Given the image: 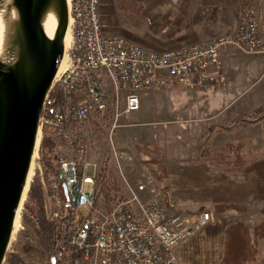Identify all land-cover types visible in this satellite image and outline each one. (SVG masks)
Wrapping results in <instances>:
<instances>
[{
  "label": "built area",
  "instance_id": "obj_1",
  "mask_svg": "<svg viewBox=\"0 0 264 264\" xmlns=\"http://www.w3.org/2000/svg\"><path fill=\"white\" fill-rule=\"evenodd\" d=\"M100 6L101 0H69L71 44L40 121V136L44 128L52 130L58 149L56 169H43L48 175L41 179L52 243L39 259L31 253L37 259L32 264H51L53 256L57 264H181L177 248L211 225L215 215L167 206L155 171L143 164L139 175L130 174L134 158L123 152H115L114 159L124 195L115 197L110 210L97 206V167L87 160L89 142L82 131L91 116L101 114L112 118L113 134L124 118L141 110L143 94L176 86L208 92L213 83L224 81L222 48L264 55L263 11L253 4L229 34L154 51L104 31ZM36 160L41 167L39 155ZM34 208L27 216L39 229ZM26 238L34 246V233Z\"/></svg>",
  "mask_w": 264,
  "mask_h": 264
},
{
  "label": "crops",
  "instance_id": "obj_2",
  "mask_svg": "<svg viewBox=\"0 0 264 264\" xmlns=\"http://www.w3.org/2000/svg\"><path fill=\"white\" fill-rule=\"evenodd\" d=\"M253 4L263 11L264 34V0H101L100 15L104 31L164 51L233 32ZM220 55L224 81H216L206 93L176 86L143 94L141 110L122 124L135 115L140 124L169 125L152 136L155 148L141 152L158 176L166 205L215 215L211 225L177 248L181 264H264V239L254 242V253L245 260L246 244L235 251L237 238L247 231L242 228L246 221L251 224L254 214L264 220V121L227 131L264 107V55L228 47ZM186 124L198 130L193 151L181 142L187 138L171 136ZM248 230L253 237L254 228Z\"/></svg>",
  "mask_w": 264,
  "mask_h": 264
},
{
  "label": "water",
  "instance_id": "obj_3",
  "mask_svg": "<svg viewBox=\"0 0 264 264\" xmlns=\"http://www.w3.org/2000/svg\"><path fill=\"white\" fill-rule=\"evenodd\" d=\"M6 12L0 57V264L6 262L39 147L45 102L65 58L69 0H10ZM50 14L57 21L53 40L45 33ZM51 264H57L54 256Z\"/></svg>",
  "mask_w": 264,
  "mask_h": 264
},
{
  "label": "rangeland",
  "instance_id": "obj_4",
  "mask_svg": "<svg viewBox=\"0 0 264 264\" xmlns=\"http://www.w3.org/2000/svg\"><path fill=\"white\" fill-rule=\"evenodd\" d=\"M111 33V32H110ZM238 114V113H237ZM240 114V113H239ZM133 115L127 122H123V127L119 128L117 131H114L113 134H111V126H112V118L110 115H93L89 118V120L86 122L83 133L85 134L84 142H89L88 145V153H87V160L91 164L96 165V181L97 185L100 183L99 176L106 173L108 176L114 178L120 185L119 180V173L116 168V162L114 159V153H128V155L132 156L134 158L133 167H128L130 170V174L139 175V166L145 164L152 168L149 164H147L143 159V152L144 154L149 153V146H152L153 148L156 147V143L153 144V138L152 136L157 134V131L159 128H163L164 125L156 122L152 125H147L145 122L144 124H140L136 117ZM197 128L191 127L189 125H185V129H181L177 127L176 129L171 131L172 137H182L187 138L186 141H181L184 146H186L187 149L193 151L194 145L198 144L196 141V135H197ZM42 136V135H41ZM40 136V144L42 137ZM152 141V144H150ZM38 152V151H37ZM39 155V152H38ZM35 156V161L33 163V176L31 178L32 180L36 182L35 188L32 189V184L30 183L29 191L27 193V197H25L20 213H19V223L17 224V227L15 228V232L11 241V244L9 246V253H18L21 256H23L29 263H36L37 259L36 257L30 256L31 253L36 252L37 258H41L45 251H47L48 248H45L39 241V239L36 236V233L34 230H32L31 226L28 223H25L22 221V214L26 213L24 204H28L29 207L32 209L34 208L37 211L38 216H40L41 212V206H43V215L45 213V194L43 191L41 179L44 176L45 173L43 172V168L39 167L37 164V156ZM40 156V155H39ZM41 161V157H40ZM153 169V168H152ZM127 170V167H126ZM153 171H155L153 169ZM93 172V171H92ZM156 173V172H155ZM158 177V176H157ZM121 186V185H120ZM90 186H87V190H89ZM122 190V189H121ZM121 194L124 195L123 192ZM100 206L106 208L104 202L101 200ZM29 211V209H27ZM257 214L253 215L252 223L249 224V220L246 221L245 226L242 228H246V233L244 234V237L241 238V235L239 238H237L238 247L235 251L240 250V247L242 248L243 245H246V248L248 250V245L251 243H254L253 241L254 236L252 237L249 232L250 229L254 228V232L257 227H259L264 220H258ZM45 219V218H44ZM30 220V219H29ZM28 232H33L35 235L36 242L34 246L28 244V240L26 238V234ZM243 239V240H242ZM254 239V240H253ZM230 244V243H229ZM234 245V243H233ZM50 246V245H49ZM252 248V247H251ZM229 252L232 250V247L228 248ZM40 263V262H39ZM6 264V262L4 263Z\"/></svg>",
  "mask_w": 264,
  "mask_h": 264
},
{
  "label": "trees",
  "instance_id": "obj_5",
  "mask_svg": "<svg viewBox=\"0 0 264 264\" xmlns=\"http://www.w3.org/2000/svg\"><path fill=\"white\" fill-rule=\"evenodd\" d=\"M261 121H264V107H260L258 109H255L248 113L243 118H240L239 120L235 121L229 130H235V129H241L248 127L250 125L257 124ZM77 124L76 122H72L71 124V132L76 133ZM221 130H225L222 128ZM54 132L50 130L49 128H44L42 132V139L41 144L39 148V155L41 157V167L44 170H52L54 171L56 169L55 166V160L54 157L58 154V149L56 147L55 142L52 140ZM47 172H45V178H47ZM100 183L97 185V201L96 205L98 206L101 202V200L104 202L106 208L108 210L111 209L112 203L116 199L115 197L121 195V187L119 183L112 177L108 176L106 173L99 176ZM32 189L35 188L36 182L32 180ZM25 212L22 214V221L25 223H28L31 228L33 227V224L31 220H29L27 213L33 212V209L29 207L28 204H24ZM29 209V211H27ZM40 222V228L39 229H33L36 233L37 238L39 239L40 243L45 247L49 248V245L52 243V239L50 236L51 233V226L47 225L44 220L43 215V206H41V212L40 216L37 218ZM254 241H259L264 239V222L256 228L254 232ZM247 245V244H246ZM245 245V246H246ZM255 244L251 243L248 245L247 254L242 252V260H245V257L249 258L248 256L251 255V253H254L252 251V248ZM246 249V248H245ZM246 252V251H245ZM238 260V259H237ZM6 264H30L23 256H21L18 253H8Z\"/></svg>",
  "mask_w": 264,
  "mask_h": 264
},
{
  "label": "bare ground",
  "instance_id": "obj_6",
  "mask_svg": "<svg viewBox=\"0 0 264 264\" xmlns=\"http://www.w3.org/2000/svg\"><path fill=\"white\" fill-rule=\"evenodd\" d=\"M9 5H10V0H5L4 3H3V5H2V7L4 8V10H1L0 11V57L2 55L3 48H4L3 41H4V37L5 36H4V30L3 29H4V26L6 25V22L4 21V17H5V14L7 13L6 12V8ZM11 14H12L11 18L13 19L15 17V12L12 11ZM56 28H57V21L55 19V16H53V14H50L47 17L46 21H45V33H46V36H47V38L49 40H53V38L55 36V33H56ZM70 44H71V32H70V29H69L68 30V33H67V36H66V41H65L66 50L70 47ZM37 155H38V152H37ZM32 176H33V169H31V172H30V175H29V179H28L27 187L25 189V195L23 197V201H24L25 197H27L26 195H27V193L29 191V187H30V183H31ZM19 213H20V211H19ZM19 217L20 216L18 214V216L16 218V221H15V225H14L13 235H14V232H15V228L17 227V224L19 223Z\"/></svg>",
  "mask_w": 264,
  "mask_h": 264
}]
</instances>
